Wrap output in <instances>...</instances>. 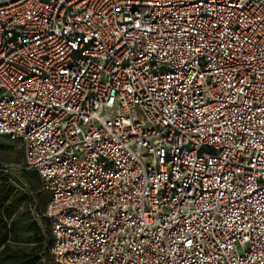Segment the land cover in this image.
<instances>
[{
  "label": "built area",
  "instance_id": "2783aa9c",
  "mask_svg": "<svg viewBox=\"0 0 264 264\" xmlns=\"http://www.w3.org/2000/svg\"><path fill=\"white\" fill-rule=\"evenodd\" d=\"M0 136L45 264H264V0H0Z\"/></svg>",
  "mask_w": 264,
  "mask_h": 264
},
{
  "label": "trees",
  "instance_id": "16d2710c",
  "mask_svg": "<svg viewBox=\"0 0 264 264\" xmlns=\"http://www.w3.org/2000/svg\"><path fill=\"white\" fill-rule=\"evenodd\" d=\"M27 177L30 190L41 200V203H44L45 207L48 194L41 189L38 174L35 172V174H28ZM22 200L14 193V187L10 185L9 178L0 173V231L6 227L7 221H10V229L5 228L4 232L0 233V264H44L43 258L46 259L49 255V252H44V248L48 250L51 243L49 230L45 237L38 223L30 218L28 204L23 203ZM17 220H23L25 226L30 228L34 245L16 247L10 243V241H16L12 233L15 232ZM44 242L47 246L43 248Z\"/></svg>",
  "mask_w": 264,
  "mask_h": 264
},
{
  "label": "rangeland",
  "instance_id": "374dc122",
  "mask_svg": "<svg viewBox=\"0 0 264 264\" xmlns=\"http://www.w3.org/2000/svg\"><path fill=\"white\" fill-rule=\"evenodd\" d=\"M0 167H3L2 172L9 178V183L14 187V193L22 198L23 203H27L29 207L30 218L35 220L41 228L42 233L48 235V228L46 226L44 218L41 216L44 210V203L35 196V193L30 190L28 184L29 174H35L33 171L25 169L23 160V150L17 144L7 140L5 137L0 136ZM44 202V201H43ZM36 213L40 217H36ZM6 230L10 229V221H7ZM5 228H2L0 233H3ZM16 241H10L13 246L16 247H30L34 245L32 238V232L29 227L25 226L23 220H17L15 223V232L12 233ZM47 246V243H43V248ZM49 252V249L44 248V252ZM46 255H44L45 257ZM47 259V258H46ZM45 264V263H44Z\"/></svg>",
  "mask_w": 264,
  "mask_h": 264
}]
</instances>
